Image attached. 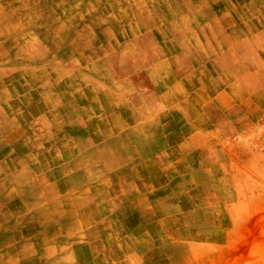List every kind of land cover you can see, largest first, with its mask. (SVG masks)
Returning <instances> with one entry per match:
<instances>
[{"label":"crops","instance_id":"obj_1","mask_svg":"<svg viewBox=\"0 0 264 264\" xmlns=\"http://www.w3.org/2000/svg\"><path fill=\"white\" fill-rule=\"evenodd\" d=\"M238 1L181 0L186 12L165 21L141 14L145 29L115 32L109 52L97 37L91 52L86 37L78 56L67 24L71 0H40L33 6L41 13L3 7L0 32L27 40L0 43L13 51L0 64V165L9 183L0 205V264H137L127 224L149 200L167 198L171 183L185 181L184 164L171 165L169 156L185 150L187 131L196 139L213 132L196 111L198 87L217 84L211 71L220 68L225 85L240 89L257 66L248 54L251 38L264 46V0H240L253 16L241 14V22ZM24 48L31 67L20 60ZM170 131L182 135L179 144H170Z\"/></svg>","mask_w":264,"mask_h":264},{"label":"rangeland","instance_id":"obj_2","mask_svg":"<svg viewBox=\"0 0 264 264\" xmlns=\"http://www.w3.org/2000/svg\"><path fill=\"white\" fill-rule=\"evenodd\" d=\"M180 2L71 0L67 14L72 18L67 24L73 29L75 56L82 51L81 43L86 37L91 52L98 45L94 44L97 38L105 45L104 52L112 51L115 32L129 30L130 24L145 29V23L139 21L141 14L148 13L155 19L165 21L172 14L184 13L186 8L180 7ZM36 3H40V0H0V13L3 7L12 14L24 10H32L33 13L32 8ZM40 9L36 8V11L39 13ZM228 10L231 12L230 8ZM212 11L216 14L214 8L209 10ZM233 12L240 17L239 22L242 21L241 14L250 19L253 17L240 0ZM99 17L103 20L98 21ZM92 31H96L95 37L89 34ZM18 36L22 42L27 40L26 35L21 36V33L5 36L0 32V43ZM260 42L257 38H251L248 55L255 57L257 66L248 69L251 74L249 85L240 89L225 85L229 80L223 81L221 74L224 75L225 71L219 68L211 71L217 84L198 87L202 101H196L199 108L201 105L200 110L196 111L205 113L206 122L213 132L196 139L191 134L192 129L187 131L185 150L170 151L173 153L169 156L171 160L173 158L171 165L178 160L184 164L185 181L171 183L167 198L159 200L158 205V201L151 205L149 200L145 208L138 209L132 223L127 224L132 227L126 232L130 231L131 239L136 243L131 252L138 255L137 264H264V69L260 74L258 69V58L264 61V46L261 47ZM7 49L5 44L0 46V64L13 57V51L5 53ZM24 49L20 60L31 67L29 48ZM86 55H83L84 58ZM89 57L93 63L92 53ZM12 61L15 62V59ZM261 66L264 67V62H261ZM3 72L0 69L1 82ZM228 74L229 77L236 76L238 70H230ZM192 90L193 87H189V92ZM225 90L230 95H224ZM192 103H189L190 106L196 108ZM187 124L190 125V122ZM168 137L170 144H179L183 139L182 135L172 131ZM49 151L41 150L47 156ZM13 152L16 155L17 150ZM63 152L66 151H58L59 158L64 159ZM2 156H5V152L0 150ZM154 161L156 166L157 159ZM47 168L42 167L43 175ZM169 168L172 166L169 165ZM5 182L7 187H0V205L9 189V183ZM42 216L47 219L46 213L43 212ZM2 234L0 229V238Z\"/></svg>","mask_w":264,"mask_h":264},{"label":"bare ground","instance_id":"obj_3","mask_svg":"<svg viewBox=\"0 0 264 264\" xmlns=\"http://www.w3.org/2000/svg\"><path fill=\"white\" fill-rule=\"evenodd\" d=\"M212 35V34H211ZM45 53H47V52H45ZM136 53V52H135ZM131 55H132V53H131ZM134 55V54H133ZM132 55V56H133ZM128 56H130V54L128 55ZM161 65H159V66H157V70H154V71H156V72H154L155 74L157 73V71H158V69H159V67H160ZM39 69V68H38ZM37 70V69H36ZM115 80V79H114ZM17 82V81H16ZM176 88V87H175ZM176 91V90H175ZM176 94V93H175ZM178 95V94H177ZM104 96V95H103ZM167 100V99H166ZM192 101V100H191ZM109 102V101H108ZM112 103V102H111ZM193 104V103H192ZM191 104V105H192ZM108 105V104H107ZM110 105V104H109ZM81 106V105H80ZM113 106V105H112ZM194 106V105H193ZM112 108V107H111ZM112 114V113H111ZM96 117V116H95ZM2 166L0 165V172L2 171ZM23 172V171H22ZM18 175V174H17ZM5 179H3L2 177H1V174H0V187H1V189H5V181H4ZM11 192V191H10ZM10 195H12L11 193H9ZM15 196V195H14ZM16 197V196H15ZM58 211V210H57Z\"/></svg>","mask_w":264,"mask_h":264}]
</instances>
